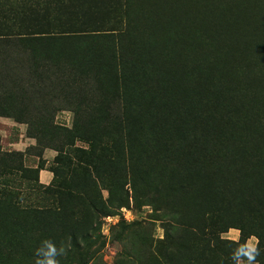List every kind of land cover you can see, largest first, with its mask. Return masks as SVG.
<instances>
[{
    "label": "trees",
    "instance_id": "trees-1",
    "mask_svg": "<svg viewBox=\"0 0 264 264\" xmlns=\"http://www.w3.org/2000/svg\"><path fill=\"white\" fill-rule=\"evenodd\" d=\"M68 44L75 52L62 78L73 86L82 79L88 98L50 102L53 110L44 108L42 116L47 124L57 110L72 111L73 139L89 141L93 150L105 148L109 137L114 145L127 141L131 149L139 135L142 157L155 167L159 185L181 177L186 183L174 189L182 191L198 174L248 190L255 176L264 177V0H0L2 51L48 61L54 45L60 50ZM91 58L94 66L87 67ZM24 64L30 67L31 61ZM73 139L63 146H72ZM18 169L4 165L0 173ZM148 176L149 170L142 175L145 186L152 183ZM131 187L135 193V182ZM34 190L40 195L49 188L37 183ZM112 195L113 190L114 208L126 204L125 197ZM178 202L176 197L170 203L178 209ZM100 207L102 215L113 213ZM24 212L36 217L50 210L30 205ZM197 218L189 213L180 224L194 227ZM218 228L204 225V239H216ZM241 232L233 244L256 234L264 254V228ZM70 238L80 248L74 230ZM233 252L204 258L207 264H228Z\"/></svg>",
    "mask_w": 264,
    "mask_h": 264
},
{
    "label": "rangeland",
    "instance_id": "rangeland-1",
    "mask_svg": "<svg viewBox=\"0 0 264 264\" xmlns=\"http://www.w3.org/2000/svg\"><path fill=\"white\" fill-rule=\"evenodd\" d=\"M74 52V44L60 50L54 45L53 59L47 61L40 56L15 58L0 49V167L19 168L0 173V264H35V246L44 240L58 249L64 247L58 264H207L206 255L219 260L221 254L236 249L233 242L241 239L242 228L250 233L264 228V177L253 174L257 182L248 190L236 183L210 182L198 174L189 180L193 186L182 191L174 189L186 183L181 177H172L171 185H159L155 167L142 157L139 135L131 149L127 141L114 145L109 137L105 148L99 144L93 150L89 141L73 139L72 111L57 110L47 124L42 116L44 108L53 110L47 107L50 102L88 98L83 93L87 83L79 79L75 89L61 75L63 70V75L68 73ZM29 60L30 67L25 66ZM94 62L91 58L87 67ZM97 84L91 82V86ZM55 126L60 129L55 131ZM72 139V146H63ZM41 170L51 175L49 184L40 181ZM147 170L150 186L142 178ZM37 183L49 190L36 195ZM159 187L162 194L157 193ZM5 188L15 192L14 196L2 195ZM112 190L113 198L127 199L124 206L114 208ZM176 197L178 209L170 203ZM30 205L50 212L33 217L24 212ZM99 207L113 213L102 215L96 211ZM193 212L198 213L196 226L180 224ZM207 224L211 229L219 227L210 243L203 236ZM71 230L80 248L72 245ZM219 238L231 243L224 246ZM257 247L258 264H264L262 248ZM227 262L234 264L232 259Z\"/></svg>",
    "mask_w": 264,
    "mask_h": 264
},
{
    "label": "clouds",
    "instance_id": "clouds-1",
    "mask_svg": "<svg viewBox=\"0 0 264 264\" xmlns=\"http://www.w3.org/2000/svg\"><path fill=\"white\" fill-rule=\"evenodd\" d=\"M258 244L259 239L254 235L245 243L238 244L232 255L234 264H258ZM64 253V247L58 249L51 241L44 240L34 252L35 264H58L57 257Z\"/></svg>",
    "mask_w": 264,
    "mask_h": 264
},
{
    "label": "crops",
    "instance_id": "crops-1",
    "mask_svg": "<svg viewBox=\"0 0 264 264\" xmlns=\"http://www.w3.org/2000/svg\"><path fill=\"white\" fill-rule=\"evenodd\" d=\"M47 157H53V155L48 154ZM51 175L49 174L48 170H41L40 173V181L44 184H49L51 182Z\"/></svg>",
    "mask_w": 264,
    "mask_h": 264
}]
</instances>
